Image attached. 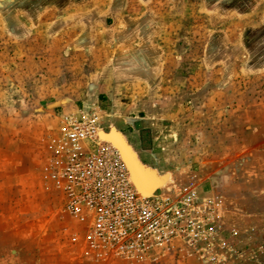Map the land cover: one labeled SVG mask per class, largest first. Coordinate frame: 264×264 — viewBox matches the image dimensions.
I'll use <instances>...</instances> for the list:
<instances>
[{
	"label": "rangeland",
	"instance_id": "obj_1",
	"mask_svg": "<svg viewBox=\"0 0 264 264\" xmlns=\"http://www.w3.org/2000/svg\"><path fill=\"white\" fill-rule=\"evenodd\" d=\"M0 264H264V0H0Z\"/></svg>",
	"mask_w": 264,
	"mask_h": 264
},
{
	"label": "water",
	"instance_id": "obj_2",
	"mask_svg": "<svg viewBox=\"0 0 264 264\" xmlns=\"http://www.w3.org/2000/svg\"><path fill=\"white\" fill-rule=\"evenodd\" d=\"M118 134L119 140L114 139V132ZM102 132L103 138L109 141L119 153L123 163L128 169L129 175L133 178L134 186L139 190H145V188L152 189V192L162 185V177L153 168L146 166L139 161L133 154L132 149L129 147L127 141L124 140L122 134L111 127L108 131ZM113 134V135H112ZM140 191V190H139ZM149 192V191H148Z\"/></svg>",
	"mask_w": 264,
	"mask_h": 264
},
{
	"label": "bare ground",
	"instance_id": "obj_3",
	"mask_svg": "<svg viewBox=\"0 0 264 264\" xmlns=\"http://www.w3.org/2000/svg\"><path fill=\"white\" fill-rule=\"evenodd\" d=\"M113 130L115 129L114 127H111ZM101 130H98L97 132H98V135L100 136V139H104L103 138V134H102V132H100ZM103 131V130H102ZM115 131H116V129H115ZM118 131V130H117ZM112 132H114V131H112ZM121 133V132H120ZM114 134V135H113ZM112 135L114 136V139L115 140H119V137H118V134L116 133V132H114ZM122 137L124 138V140L126 141V139H125V137L123 136V134H122ZM106 141L107 142H109L107 139H106ZM128 143V142H127ZM111 144V143H110ZM112 145V144H111ZM129 145V144H128ZM113 146V145H112ZM129 147L132 149V147L129 145ZM132 151H133V149H132ZM133 154L135 155V157H137V155H136V152H134L133 151ZM138 158V157H137ZM139 159V158H138ZM140 161V160H139ZM141 162V161H140ZM155 170V169H154ZM159 174V173H158ZM161 177H162V185L160 186V189H163V188H165L166 187V185L169 183V181H170V176L169 175H167V174H165V175H160ZM130 180L131 181H134L133 180V178L130 176ZM140 191V193L141 194H151L152 193V189H148V188H145V190H142L141 188L139 189ZM149 191V192H148ZM143 197V196H142Z\"/></svg>",
	"mask_w": 264,
	"mask_h": 264
}]
</instances>
